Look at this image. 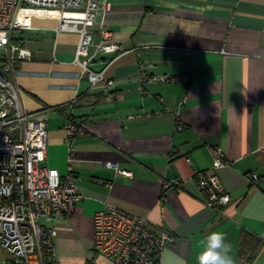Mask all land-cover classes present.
Here are the masks:
<instances>
[{
	"label": "crops",
	"instance_id": "crops-1",
	"mask_svg": "<svg viewBox=\"0 0 264 264\" xmlns=\"http://www.w3.org/2000/svg\"><path fill=\"white\" fill-rule=\"evenodd\" d=\"M109 1L105 27L121 50H99L93 26L91 67L105 71L96 87L75 63L79 34L57 33L46 10L33 9V28L14 38L31 52L12 76L24 106L48 117L47 164L73 174L83 195L73 216L58 220L56 260L116 264L94 247V215L114 205L176 235L162 264H198L212 232L225 235L240 264L242 232L264 240V0ZM72 119L88 128L70 143ZM215 146L229 161L218 171L231 196L222 209L209 207L198 185ZM253 264H264V248Z\"/></svg>",
	"mask_w": 264,
	"mask_h": 264
},
{
	"label": "built area",
	"instance_id": "built-area-1",
	"mask_svg": "<svg viewBox=\"0 0 264 264\" xmlns=\"http://www.w3.org/2000/svg\"><path fill=\"white\" fill-rule=\"evenodd\" d=\"M109 0H0V250L8 257L0 264H59L55 257L58 220L72 217L83 198L75 176H63L47 164L48 117L44 111L28 110L22 102L21 88L13 79L15 64L30 58L31 52L21 42H14L15 31L31 29L32 16L20 15L26 9H43L57 18V33L76 32L80 39L75 63L80 65L92 87L105 81V71L91 67L90 48L93 26H100L103 36L98 49L119 52L120 45L111 41L104 18L110 10ZM144 80L186 83L187 75L145 74ZM108 80L107 85H113ZM64 128L67 140L84 133V120L72 119ZM183 127L179 126L181 130ZM213 165L198 172V185L209 207L222 209L231 202L219 169L229 161L222 147H212ZM116 167L117 173L133 177V172ZM258 178L257 174L252 179ZM177 237L166 228L153 227L147 217L128 213L107 205L94 215V247L116 264H162L163 254Z\"/></svg>",
	"mask_w": 264,
	"mask_h": 264
},
{
	"label": "clouds",
	"instance_id": "clouds-1",
	"mask_svg": "<svg viewBox=\"0 0 264 264\" xmlns=\"http://www.w3.org/2000/svg\"><path fill=\"white\" fill-rule=\"evenodd\" d=\"M232 246L226 241L225 235L212 232L206 238L204 250L198 256V264H236Z\"/></svg>",
	"mask_w": 264,
	"mask_h": 264
},
{
	"label": "trees",
	"instance_id": "trees-1",
	"mask_svg": "<svg viewBox=\"0 0 264 264\" xmlns=\"http://www.w3.org/2000/svg\"><path fill=\"white\" fill-rule=\"evenodd\" d=\"M263 248V238L250 231H243L240 242V264H253Z\"/></svg>",
	"mask_w": 264,
	"mask_h": 264
},
{
	"label": "rangeland",
	"instance_id": "rangeland-1",
	"mask_svg": "<svg viewBox=\"0 0 264 264\" xmlns=\"http://www.w3.org/2000/svg\"><path fill=\"white\" fill-rule=\"evenodd\" d=\"M21 14H29V15H36V13H33V9H26L21 12ZM22 32L20 30L15 31V36H21ZM2 50H0V53ZM8 253L5 250H0V258H6L8 257Z\"/></svg>",
	"mask_w": 264,
	"mask_h": 264
},
{
	"label": "bare ground",
	"instance_id": "bare-ground-1",
	"mask_svg": "<svg viewBox=\"0 0 264 264\" xmlns=\"http://www.w3.org/2000/svg\"><path fill=\"white\" fill-rule=\"evenodd\" d=\"M47 12H48V11H47ZM48 13H50V12H48ZM25 15H28V14H23V15L21 14V15H20V21H21V22L23 21Z\"/></svg>",
	"mask_w": 264,
	"mask_h": 264
}]
</instances>
